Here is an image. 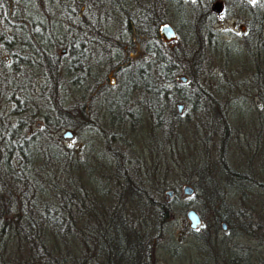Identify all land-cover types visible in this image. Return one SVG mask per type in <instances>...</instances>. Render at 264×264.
Returning a JSON list of instances; mask_svg holds the SVG:
<instances>
[{
    "label": "trees",
    "instance_id": "16d2710c",
    "mask_svg": "<svg viewBox=\"0 0 264 264\" xmlns=\"http://www.w3.org/2000/svg\"><path fill=\"white\" fill-rule=\"evenodd\" d=\"M162 1L166 3L165 10L170 8L177 14L175 26L182 41L176 38V33L173 39L162 38L158 30L161 21L154 6L146 15L134 16L121 0H107L110 10L117 7L124 14V25L129 33L123 55L110 62L108 67V72L117 74L118 80L114 87L118 95L105 102L111 125L128 122L131 130L145 128L155 150L161 143H167L166 139L173 144L175 125L189 119H183L180 111L173 108L174 102L187 105L188 111L195 113L197 118L207 113L210 128L219 127L220 131L215 159L192 157L189 165L182 164L183 172H179V176L192 185L191 195L200 203L201 214L205 210L212 213L214 226L223 221L226 226L233 223L243 229L247 221L240 217L242 210L232 205L234 194L239 192L240 199L243 195L250 198V191L260 189L264 196L263 170H240L229 163L228 124L218 101L220 93L199 77L207 46L211 44V48L216 49L226 48V45L217 35L213 36L214 28L207 20L210 8L206 5L197 1L186 9L178 0ZM14 2L0 0V45L8 50L6 58L0 57V255L18 242V246H26L29 264H154L160 237L158 222L167 220L175 204L183 210L187 203L180 200L174 189L166 200L154 201L148 189L163 191L168 187L162 184L168 172H132L114 150L115 184L114 191H109L102 181L94 179L92 172H98L97 166L87 167L83 172L86 158L65 151V147L56 141L54 133L64 126L76 129L86 124L94 125L86 104L79 100L71 103L70 100L76 94L74 87L80 80L78 73L83 72L78 64L82 61L81 48L79 42L78 45L66 42L70 59L62 61L56 51H50L62 44L55 35V26L31 20L27 14L20 17ZM157 2L160 1L153 0L154 4ZM234 3L252 14L250 25L261 27L264 12L258 15L246 0H235ZM26 9L24 12L27 13ZM180 23L184 24L185 30ZM96 33L106 41L111 40L98 31ZM15 46L25 49L26 53L15 54V49H11ZM31 57L40 69L38 76L45 81L41 89H46L41 105H37L40 92H34L32 101L36 107L32 109L26 105L27 87L13 77L18 72V65L32 64ZM257 70L259 78L255 79V89L264 102V78L258 66ZM180 74L186 77L184 81L176 77ZM212 76L210 74L208 78ZM108 80L109 77L103 75L91 86L90 93L104 90ZM23 81L27 82L28 77L23 76ZM68 85L70 94H67ZM17 87L22 89V99L15 96ZM128 94L134 97L133 105L121 113L120 107L127 105L124 102H127ZM29 109L31 118L28 119V113L22 117L21 114ZM185 114V117L190 115ZM32 119L39 120L34 128L30 124ZM154 178H158L157 182ZM91 191L97 198L109 200L108 204L100 201L98 209L93 202L85 204L84 197ZM126 204L141 212L148 211L152 218L143 216L138 220L139 225L134 223L133 218L125 216ZM197 226L190 232L202 241L199 247L212 250V243L216 242L213 238L215 229H198ZM153 228L156 231L151 233ZM11 235H17V240L9 241ZM212 253L209 251L214 256Z\"/></svg>",
    "mask_w": 264,
    "mask_h": 264
},
{
    "label": "rangeland",
    "instance_id": "374dc122",
    "mask_svg": "<svg viewBox=\"0 0 264 264\" xmlns=\"http://www.w3.org/2000/svg\"><path fill=\"white\" fill-rule=\"evenodd\" d=\"M159 1L154 4L153 0H121L128 12L134 16H140L141 13L146 15L148 9L154 6V11L160 17V21L170 23L176 30L177 14H174L170 8L165 10L166 3ZM197 1L210 8L215 0H178V3L188 9L192 2ZM219 1V9L210 8L207 20L214 28L213 36L217 35L226 48L213 49L211 44L207 46L199 67V77H203L212 90L220 93L218 101L222 105L228 124L229 163L240 170L245 168L256 172L263 170L261 174L263 178L264 102L255 89V79L259 78L256 76L258 75L257 66L264 78V21L257 29L259 39L250 51L249 43L242 44L239 38L241 34L239 25L249 24L252 14L239 8L238 4L234 3L235 0ZM246 1L253 7V10L257 11L258 15L264 12V0ZM107 5V0H53L51 2L49 0H15L14 2L20 17L27 14L29 19L32 18L31 20L45 21L55 26V35L57 34L62 40V44L58 49H50V51H56L62 61L66 62L70 59L69 54L66 53V42L72 41L77 45L79 42L81 48L79 51L82 54V61L78 64L83 72L78 73L80 80H77L79 82L74 87L76 94L70 100L71 103L79 100L86 104L89 117L94 120V125L86 124L76 129L64 126L54 133L56 141L65 147V151L70 150L74 156L86 158L83 172H86L87 167L97 166L98 172H92L94 179L102 181L105 188L112 192L115 184L114 172H116L113 150L123 160V163L132 169V172H168L167 179L162 184L176 190L180 200L187 205L181 210V207L175 204L169 211L167 220L158 222L160 227L157 230L160 231V237L156 243L154 264H264L263 191L260 189L250 191V198L243 195L242 199H240L239 192L234 194L232 205L242 210L240 217L247 221L243 229L233 223L222 228L220 221L217 226H214L211 219L212 213L205 210L204 214H201L198 200L191 194L181 192V185L186 182L179 176V172H183L182 164L189 165V159L198 156H204L209 161L215 159V145L220 131L219 127L210 128L207 113L197 118L195 113L188 111L190 108L187 105H183L179 114L183 119H189L185 123L178 122L179 124L175 125L177 128L172 134L173 144H169L166 139L167 143H161L155 150L150 142V134L145 128L131 130L128 122H123L120 126L111 125L110 114L105 102H108L111 96L118 95V90L114 89L118 80L117 74L108 72V67L110 62L117 61L123 55L125 50L123 46L129 38V33L124 25V14L120 13L117 7L110 10ZM24 8H27V13L24 12ZM181 28L185 30L184 24H181ZM97 31L111 40L106 41L99 37ZM175 33L176 38L182 41L179 32L176 30ZM18 47L11 48L15 49L13 51L15 54L26 53L25 49ZM62 48L63 51H61ZM7 54L8 50L0 45V57L6 58ZM35 62L31 57L30 66L18 65V72L13 76L18 83L27 87L25 91L29 98H27L26 105L30 109L33 106L36 107L32 101L34 92H40L39 96L42 98L39 97L37 105L38 103L41 105L44 103L43 93L46 91L44 87L41 89L45 81L38 76L40 69ZM210 74L213 75L212 78H208ZM103 75L109 77L105 83V89L97 94L90 93L91 86ZM23 76L28 77L27 82L23 81ZM64 78L67 79V76ZM70 88L68 85L67 94H70L68 92ZM14 91L15 96L20 99L24 97L20 87L15 88ZM133 98L132 94H128L125 99L127 102H124L127 105L120 107L121 113L124 108L132 104ZM175 103L172 104L174 109ZM8 106V104L5 105V109ZM30 109L21 116L24 117L28 113V119H30L32 115L29 114ZM185 112L190 114L189 117H185ZM37 120L32 119L31 128L37 126L35 125L38 123ZM164 129L167 130V126ZM64 130H69L70 135L62 136ZM168 135L165 137L167 138ZM155 180L157 182L158 178ZM148 190L154 201L158 203L169 197L156 188L149 187ZM84 199L85 204L93 202L92 205L97 209L101 207L100 201L103 204L109 202V200L108 202L103 200L104 197L97 198L92 191ZM188 207L195 209L200 216L198 229L204 227L209 230L215 229L213 238L216 242L212 243L213 248L209 250L214 256L199 247L202 241L190 232L191 228L184 215ZM124 211H126L125 216L128 219L133 218L134 221H132L136 224L143 216L152 218L148 211H138L129 204H126ZM155 231L156 229L153 228L150 232ZM17 237V235H11L9 241H16ZM17 243L6 249L3 248L5 253L0 255V264H29L27 261L29 259L26 257V246H18Z\"/></svg>",
    "mask_w": 264,
    "mask_h": 264
},
{
    "label": "water",
    "instance_id": "95a60500",
    "mask_svg": "<svg viewBox=\"0 0 264 264\" xmlns=\"http://www.w3.org/2000/svg\"><path fill=\"white\" fill-rule=\"evenodd\" d=\"M220 6V1L219 0H215L211 5L210 8L212 10H218ZM241 26V25H240ZM158 30L162 36L163 39L165 40H170L173 39L175 37V30L173 28V26L166 22V21H162L158 24ZM61 51H63V48L61 49ZM178 79L184 81L186 79V77L184 75H177L176 76ZM183 104L182 102H176L175 103V107L177 111H180L182 108ZM70 135V131L69 130H64L62 132V136H69ZM164 194L166 196H171L174 192L172 187H166L163 190ZM181 192L183 194H191L193 192V187L192 185H190L189 183H182L181 185ZM184 215L188 220V225L190 228H195L198 224H200V216L198 214V212L193 209L192 207H188L185 209L184 211ZM220 225L222 228L225 227V223L223 221L220 222Z\"/></svg>",
    "mask_w": 264,
    "mask_h": 264
},
{
    "label": "flooded vegetation",
    "instance_id": "af4514ba",
    "mask_svg": "<svg viewBox=\"0 0 264 264\" xmlns=\"http://www.w3.org/2000/svg\"><path fill=\"white\" fill-rule=\"evenodd\" d=\"M241 25V26H240ZM239 29H240V40L243 43H249V50L251 51L252 48L255 47V42L256 40L258 41V28L255 25H250V24H240Z\"/></svg>",
    "mask_w": 264,
    "mask_h": 264
}]
</instances>
